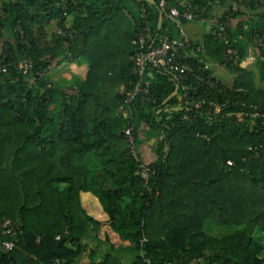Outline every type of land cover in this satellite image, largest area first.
Returning <instances> with one entry per match:
<instances>
[{
	"label": "trees",
	"instance_id": "16d2710c",
	"mask_svg": "<svg viewBox=\"0 0 264 264\" xmlns=\"http://www.w3.org/2000/svg\"><path fill=\"white\" fill-rule=\"evenodd\" d=\"M169 1L182 12L191 1L205 17L216 6H238L229 32L243 36L230 64L239 80L220 85L243 89L236 94L246 105L158 113L176 85L157 72L147 78L159 107L139 96L126 104L136 80L132 39L145 18L158 31L157 7L146 0H0V58L7 54L11 63L0 73V223L10 218L18 227L12 251H3L7 237L0 236V264H264L256 237L264 233V89L247 64L255 31L264 33V0ZM52 20L76 37L57 36V27L49 33ZM226 47L208 33L203 54L220 63ZM29 57L33 74L17 66ZM83 59L89 68L81 84L52 79L62 63ZM257 64L264 80V63ZM215 93L206 94L227 98ZM122 106L132 108L130 117L118 112ZM186 113L197 116L188 123L181 120ZM168 115L176 126L167 133L164 162ZM129 125L142 161V142L155 138V158L145 161L155 168L149 182L129 153ZM207 219L235 229L211 235ZM102 243L112 251L95 257ZM121 251L138 254L126 261Z\"/></svg>",
	"mask_w": 264,
	"mask_h": 264
},
{
	"label": "built area",
	"instance_id": "2783aa9c",
	"mask_svg": "<svg viewBox=\"0 0 264 264\" xmlns=\"http://www.w3.org/2000/svg\"><path fill=\"white\" fill-rule=\"evenodd\" d=\"M152 6L157 7L159 13L158 31L154 30L153 22L149 18L144 19L143 27L136 32L132 39L133 53L130 55V60L133 64V73L136 80L132 89L127 91L126 104H130L136 97H140L141 104L151 102L157 109L158 97L151 92L148 75L154 72L168 76L178 87V92L175 91L166 100L165 108H159L158 113L163 111H176V108L189 109L190 111H198L203 106H210L215 112H219L224 106L231 105H246L245 102L240 101V97L236 94L243 89H232L220 85V79L212 67V62L207 60L203 54V46L196 45L192 42L189 36L181 27L183 18L193 21L199 20L208 23L209 33L222 39L226 42L222 62L219 64L226 68H231L230 64L237 61L238 49L235 47L242 34L237 37L232 36L229 32L232 15L238 11V6L222 7L219 11H215L210 17H205L198 12V6L191 1H186L182 4L185 10L182 12L181 8L174 5L169 0H155V4L148 2ZM217 7V6H216ZM215 7V8H216ZM142 16H146L148 9L142 7ZM165 24V26H164ZM172 25L177 28L172 29ZM176 32L180 36L176 37ZM57 36L67 37L73 39L76 37L74 31L66 26L57 27ZM7 54H3L0 58V73L8 70V65L5 62ZM248 60H260L264 63V33L261 29H257L253 35L252 43L249 45ZM24 73L33 74L34 60L29 57L27 60H22L17 65ZM39 73V72H37ZM176 90V89H175ZM216 92L227 96L226 99L219 100L210 98L207 92ZM215 93V94H216ZM178 98V104L169 105L168 100L172 97ZM256 108V106H254ZM132 108L121 107L119 113L128 118L131 116ZM197 114L186 113L181 120L191 123ZM168 119L171 116L168 115ZM161 118H159L160 120ZM172 120V119H171ZM176 126V120L170 123L163 122L164 133L161 134L163 139V161L166 162L171 150V141L168 138V131ZM125 136L129 144V153L140 162L139 172L146 182H149L151 176L155 173V168L150 166L147 162L141 160L140 151L136 143V134L134 125H129L125 129ZM207 137L205 134H200ZM228 166H233L234 161L228 160ZM18 227L10 218L4 219L0 223V236L7 238L2 243L4 252H10L14 249L17 242ZM61 236H57L60 239ZM198 261H204V258H199Z\"/></svg>",
	"mask_w": 264,
	"mask_h": 264
},
{
	"label": "rangeland",
	"instance_id": "374dc122",
	"mask_svg": "<svg viewBox=\"0 0 264 264\" xmlns=\"http://www.w3.org/2000/svg\"><path fill=\"white\" fill-rule=\"evenodd\" d=\"M222 8V6H219ZM217 8L213 9V12L211 14H213L215 12ZM219 11V10H217ZM211 16V15H210ZM56 21L52 20L48 25H47V31L49 33H51L53 31V29L56 27ZM181 27L184 30V32L191 38V40H193V43L196 45H204V41H205V37L206 35L209 33L208 30V23L207 22H201L199 20H183L181 21ZM172 29L176 30L177 28H175L174 25H172ZM179 35H177V37H179ZM250 65V64H249ZM72 67H77L80 70V73L78 72V74L72 76V83L75 84H81L84 80V76L89 68V62L86 60H76L74 62L72 61H67L66 62V67L64 68L65 70L63 72L67 73ZM212 67L214 69V71L216 72V75L219 79L222 80V82L225 85L228 86H234V84L239 80L238 74L232 69V68H226L224 66H221L219 63H213ZM254 69L255 74H257L256 76V85L257 88L259 90L264 89V80L261 79V75H260V67L257 65L254 66H248V69ZM64 82V81H61ZM235 228L234 227H230V226H222V225H218L215 221H213L212 219H207L206 220V224H205V230L214 236H223L225 234H228L230 232H232ZM256 237L262 241V243L264 244V233H257ZM98 247H100V251L101 253H97V256L95 257H101L105 252L109 251V246L102 243L100 244ZM110 251H112L110 249ZM137 252L136 251H121V257H123L126 261H131L132 258L137 256ZM93 257V258H95ZM89 257L85 256L82 258V262H86L88 261Z\"/></svg>",
	"mask_w": 264,
	"mask_h": 264
},
{
	"label": "crops",
	"instance_id": "0c3cea01",
	"mask_svg": "<svg viewBox=\"0 0 264 264\" xmlns=\"http://www.w3.org/2000/svg\"><path fill=\"white\" fill-rule=\"evenodd\" d=\"M216 8L217 9L215 11L221 9V7H219V6H217ZM261 10H264V8H262ZM66 16H67L66 17L67 23L71 24L72 21H73V18H74V14L71 13V14H67ZM235 22H236V20H235ZM55 24H56V27H57V21H56ZM56 27L53 30H55ZM192 42H193V40H192ZM199 46H203V45H199ZM66 62L62 63L57 69H55L52 72V79L54 81H58L59 83H62L63 85L65 84L66 86H70V85L77 86L78 84L72 83L71 80H72V76L75 75V72L74 71H76V74H78V72L80 73V70L77 67H72L67 73L63 72L65 70L64 68L66 67ZM247 64H248V66H250V65L251 66H254V65H257V62L255 60H248V63ZM250 70L252 72H254V76H255L254 79L256 81L257 74H255V71H254L253 68L250 69ZM87 72H88V70H87ZM87 72H86V74H87ZM86 74L84 76V79L86 77ZM61 81H64V82H61ZM220 81L222 82L221 79H220ZM226 86H228V85H226ZM228 87H232V86H228ZM146 138L148 139V143L149 144H147L146 142H142V145H141V153L143 154L145 161H150L153 158H155V153H154V150H153V148L151 146V144L155 141V138L153 136H148Z\"/></svg>",
	"mask_w": 264,
	"mask_h": 264
},
{
	"label": "water",
	"instance_id": "95a60500",
	"mask_svg": "<svg viewBox=\"0 0 264 264\" xmlns=\"http://www.w3.org/2000/svg\"><path fill=\"white\" fill-rule=\"evenodd\" d=\"M147 2H150L152 4H155V0H146ZM178 92V87L175 90V94ZM167 103V101H165ZM184 108H176V110H183Z\"/></svg>",
	"mask_w": 264,
	"mask_h": 264
}]
</instances>
